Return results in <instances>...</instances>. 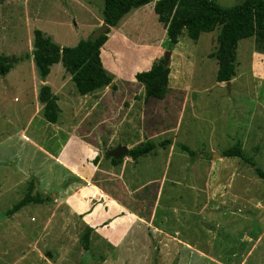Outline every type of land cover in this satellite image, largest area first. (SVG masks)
<instances>
[{
    "label": "rangeland",
    "instance_id": "374dc122",
    "mask_svg": "<svg viewBox=\"0 0 264 264\" xmlns=\"http://www.w3.org/2000/svg\"><path fill=\"white\" fill-rule=\"evenodd\" d=\"M216 1L231 7L243 0ZM102 9V0H0V55L22 58L5 77L0 76V264H264V180L243 160L219 157L222 151L240 146L264 172V137L258 148L248 142L242 147L264 96V82L252 80L249 56L264 54V44L256 37L240 40L235 82L217 87V61L210 55L218 48L220 26L202 33L196 42L185 33L179 37L177 49L184 59L172 60L170 69L174 81L178 76L182 87H190L182 115L178 114L181 98L172 95L175 91L165 101L149 99L146 106L160 116L156 123L167 121L176 127L167 132L155 130L151 141L155 149L136 161L139 177L135 183L166 178L154 221L135 229L117 248L91 239L90 231L89 249L84 250L83 236L89 229L65 204L68 172L34 145L54 151L63 143V135L53 137L54 125L42 113L26 127L31 109L24 102L37 83L26 55L33 50L34 30L59 46H76L103 24ZM131 21L134 28L127 33L136 47L148 48L160 41L167 45L154 13L139 12ZM112 44L109 41L102 52L103 64L110 69L114 67L106 51L114 50ZM130 52H124L121 61L114 60L116 67L122 73L147 71L140 70L139 57ZM67 90L79 98L72 82ZM144 104L138 103L139 109ZM60 108L57 124L67 118L62 101ZM139 134L144 139L148 135ZM141 136L132 148L145 142ZM163 141L170 144L161 146ZM181 145L195 155L182 151ZM28 186L42 203L28 204L6 217L5 212L24 197Z\"/></svg>",
    "mask_w": 264,
    "mask_h": 264
},
{
    "label": "crops",
    "instance_id": "0c3cea01",
    "mask_svg": "<svg viewBox=\"0 0 264 264\" xmlns=\"http://www.w3.org/2000/svg\"><path fill=\"white\" fill-rule=\"evenodd\" d=\"M149 4L130 11L120 20L118 27L110 28L108 39L101 48L102 65L114 77L113 84L116 86V90L108 86L85 96L78 94L79 98H74L72 97L74 94L67 90V86L72 82L71 75L66 72L61 63L52 65L50 73L42 79L35 68L32 55L29 54L30 72L37 83L32 94L26 95L27 99L24 102L26 108L31 109V116L26 122V127L29 129L32 120L41 115L43 104L38 100V94L42 86H47L52 96L55 97L59 109L58 119L53 124L55 130L53 137L60 132L63 135V143L54 151L43 149L33 143L37 146L39 153L68 172V181L63 190L68 210L81 217L84 225L91 230V239L94 237L102 244L114 248L124 245L130 235H134L135 229L142 228L154 221L158 210L156 208H158L159 195L166 178L164 181L161 179L148 180L137 184L134 182L139 177L136 161L125 157V160H122L120 164L113 165L104 158L106 155L104 152L112 147L114 149L118 144L132 148L135 139H138L139 135L141 136L139 133L147 132L148 134L145 139L141 136L142 142L152 141L155 130L167 132L176 128L168 125L167 121L161 125L156 123L160 116H156L153 109L146 107L151 100H148L139 109L138 103L143 101L144 88L135 80L134 76L138 72L122 73L114 61L116 58L121 61L124 52L131 51L130 53L135 58L139 57L140 70L148 71L153 62L160 59L167 51L165 41H160L148 48H138L128 37L127 32L134 28V23L131 21L132 16L139 12L154 13V2ZM161 26L165 38L166 30L162 24ZM111 40L113 41L111 47L114 50L110 48L106 52L110 56L114 69L106 68L102 58L104 47ZM177 47L178 45H175L170 51L169 69L172 60L178 62L179 58L184 59V55L179 52ZM249 62L252 80L264 82V54L251 53ZM53 71L56 72L54 76ZM172 77L173 73L170 69L168 92L165 98L160 101L167 100L169 94L175 91V94L172 95H178L181 98L178 101V114L181 116L188 103L190 87L186 84L182 87L178 76L176 81ZM234 82L233 78L228 83L232 85ZM216 84L217 87H220L219 84L225 85L226 83L217 82ZM171 98L173 97L170 96V100ZM260 98V103L257 104L255 111L256 120H253V126L250 125L248 137L243 139L242 147L248 142L247 145H256L258 148L259 142L264 137V123H259L260 121L264 122V96H260ZM61 101L67 109L65 112L67 118L57 124L62 113ZM139 115H141V120H139ZM179 115L178 117H180ZM162 116L165 117V115ZM176 125L178 127V124ZM251 136H254L255 139H251ZM22 138L32 142L25 135ZM173 146L174 142L168 148L169 153ZM169 153L168 156H171L172 154L169 155ZM30 155V157H35L33 153ZM198 157L202 159L201 154ZM96 158L99 159L94 165L93 160Z\"/></svg>",
    "mask_w": 264,
    "mask_h": 264
},
{
    "label": "trees",
    "instance_id": "16d2710c",
    "mask_svg": "<svg viewBox=\"0 0 264 264\" xmlns=\"http://www.w3.org/2000/svg\"><path fill=\"white\" fill-rule=\"evenodd\" d=\"M101 11L103 23L110 28L118 27L120 20L130 11L143 7L154 1L153 11L157 21L163 25L167 36V50L171 51L178 44L179 37L185 33L189 39L196 42L202 33L213 32L218 26L220 31L217 36L218 48L210 57L217 61L218 69L216 81L227 83L235 76L236 50L238 42L252 37L258 38L264 44V0H243L231 7H225L216 0H102ZM110 30L96 40L90 36L80 40L74 47H61L53 42L51 37L40 30L33 31V50L31 55L39 76L44 79L50 73V67L61 63L66 72L71 75L80 96H85L94 91L103 89L113 84L114 77L103 67L100 51L108 39ZM30 55H26L29 58ZM22 58L0 55V76L5 77L15 64ZM170 69L164 67L162 58L155 60L148 71L135 74L136 82L144 88L143 101L149 99L163 100L168 92ZM113 90L116 86L113 84ZM137 99V98H136ZM38 100L43 104L42 114L44 119L54 124L58 119L59 109L56 99L47 86H42ZM170 144L169 141L161 142V146ZM181 150L190 156L195 154L185 145ZM155 149V144L145 141L129 150V158L137 161L148 156ZM220 158L236 157L250 165L257 176L264 180V172L256 167L253 161L247 158L240 146H235L220 153ZM104 158L113 165H118L123 158L112 159L107 155ZM99 158L93 160L94 165ZM32 186L18 202L9 208L5 215L11 217L28 204H40L41 199L31 195ZM90 229L83 236V248L89 249Z\"/></svg>",
    "mask_w": 264,
    "mask_h": 264
},
{
    "label": "water",
    "instance_id": "95a60500",
    "mask_svg": "<svg viewBox=\"0 0 264 264\" xmlns=\"http://www.w3.org/2000/svg\"><path fill=\"white\" fill-rule=\"evenodd\" d=\"M109 26L106 24H101V26H99L96 30H94V32L90 35V39L91 40H96L99 37L103 36L106 34L107 30H109ZM169 59H170V51H165L164 54V67H168L169 64ZM228 86L229 83L227 82ZM113 84L110 85V87H112ZM106 155L112 159L118 160L120 158H125L129 156V149L125 146H121L120 144H118L114 149H112L110 152L106 153ZM47 257H50L49 254H47Z\"/></svg>",
    "mask_w": 264,
    "mask_h": 264
}]
</instances>
